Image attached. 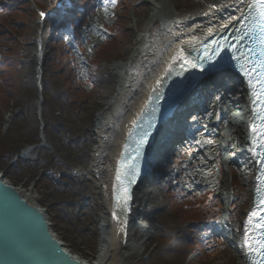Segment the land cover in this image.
I'll list each match as a JSON object with an SVG mask.
<instances>
[{
  "label": "trees",
  "instance_id": "obj_1",
  "mask_svg": "<svg viewBox=\"0 0 264 264\" xmlns=\"http://www.w3.org/2000/svg\"><path fill=\"white\" fill-rule=\"evenodd\" d=\"M20 2L0 0V174L12 185L31 187L52 230L57 229L73 248H87L95 238L94 227L88 225L94 217V200L88 185L72 171L86 162L94 113L110 94L113 81L108 65L124 59L132 48L134 35L125 29L128 12L138 18V26L146 12L139 0H120L115 34L106 43L90 35V26L82 32L86 39L77 33L69 38L72 25L48 16L41 29L38 73L29 60L32 46L28 45L38 31L36 14L27 4L18 6ZM39 2L45 8L55 7V0ZM39 75L41 120L34 107ZM11 108L3 131L4 114ZM30 146L28 154L18 155ZM158 168L166 173L164 182L156 187L155 205L141 218L153 234L133 263L233 264L231 255L215 249L218 200L192 185L184 187L179 178L185 174L182 164L172 171L165 157Z\"/></svg>",
  "mask_w": 264,
  "mask_h": 264
},
{
  "label": "bare ground",
  "instance_id": "obj_2",
  "mask_svg": "<svg viewBox=\"0 0 264 264\" xmlns=\"http://www.w3.org/2000/svg\"><path fill=\"white\" fill-rule=\"evenodd\" d=\"M245 2L246 0H211V2L200 6L199 11L193 12L188 16H177L169 11L171 4L169 0H152L153 13L148 18L147 23L149 25L152 24L151 22H154L156 15L159 14L162 27L156 31L150 40H147L146 35L143 37L141 35L137 38L135 41L136 49L141 60L139 59L140 61L136 63L132 75L126 78L125 81L121 80L123 65L119 64L115 66V72L118 78L115 95L106 104L105 108L107 112L98 114L94 120L95 145L90 168H92L94 174L96 171L101 170L103 176L101 181L99 179H93L92 174L89 176V179L94 182L95 193L99 201L98 209L101 215L97 224V250L92 262L88 263L85 260L69 254L62 248L60 242L54 236L61 252L65 256L67 255V258L73 264H124L131 256H137L142 252V249L139 248L140 240L137 241L133 238L134 228L136 226L135 218L137 215L133 206L129 208L124 218L121 217L118 219L115 216L113 220V214L109 213L113 205V180L122 144L127 137L128 130L138 118L139 112L148 103V97L153 92L158 91L166 75L172 69V66L177 64L179 60L177 57L181 54L184 46L189 45L202 34L211 33L212 30L223 26V24H234L237 17L243 11ZM173 8L175 7L173 6ZM227 79L229 83L226 86H230L229 92L234 93V110L229 119L230 125L228 130L223 131L221 135V154L224 165L221 197L224 203L222 218L225 223L226 208L230 201L229 175L226 169V162L228 161L226 152L231 143L229 142V138L232 133H238L240 146L236 150V153L238 157L240 154L249 155L246 123L250 117V112L247 108L248 98L245 95V86H243L239 79L233 80L231 76H228ZM214 81L216 82L214 85L217 87L221 86L223 89L226 88L222 85L223 82L217 83L216 79ZM214 81L212 79L206 80L208 84ZM201 85L195 87L194 91L199 89ZM200 88L204 89L203 87ZM199 95L202 96L200 93ZM191 111H198V108H194L193 106ZM116 118L119 120L115 125ZM181 119H183V116ZM155 143L151 147L153 149L152 153L157 149V145L154 146ZM104 145L110 147V151L107 148L104 149ZM137 191H139L138 195L141 194L140 189ZM12 192L16 196H20L26 204L34 207L33 204L35 201L31 194L20 191V189L19 191L17 189L12 190ZM34 210L39 218L44 221V217H42L38 208L34 207ZM143 221L145 222V220ZM145 223L147 224V222ZM223 231L228 237V240L241 253V236H236L235 232L227 230L225 227ZM147 232L145 228L142 229V235H146Z\"/></svg>",
  "mask_w": 264,
  "mask_h": 264
},
{
  "label": "rangeland",
  "instance_id": "obj_3",
  "mask_svg": "<svg viewBox=\"0 0 264 264\" xmlns=\"http://www.w3.org/2000/svg\"><path fill=\"white\" fill-rule=\"evenodd\" d=\"M170 1V6H169V11H171L172 13H175L176 15L180 14V15H189V13H192L194 11H198V9L200 8V6H202L205 2H210L211 0H169ZM180 1V2H179ZM26 2H30L29 0H22L21 3L18 5V6H22V4H25ZM140 4L144 6V8H146V13H145V18L144 19H140V25L138 26V24H136V21H138V18L135 17V15H132V13H130V11L128 12L129 14V22L127 24V26L125 27V29H128L130 31H132L133 35H134V39H133V44L131 45L132 46V49L133 50L129 56H126L123 60L124 62H116V63H113V67L111 68V70L113 71V75L114 73H116V69H115V66L116 65H123V74H122V80L125 81L126 78H128L129 76L132 75L133 73V70H134V67L136 66V63L139 62L141 59L139 57V53L136 49V40L138 37H140L142 35V37L144 35H146V38L147 40H150L156 33L157 30H159L160 28V25L161 23H159V14L156 15V18H155V21L154 22H151L152 24H148L147 23V20L148 18L151 16V14L153 13V3H152V0H139ZM177 3H180L182 4L183 6L186 5V9L184 8V10H180V12L178 11H174L173 10V6H176ZM16 4V3H14ZM188 8V9H187ZM24 11V12H27V10L25 9H22L21 12ZM142 16V15H141ZM147 29V30H146ZM140 59V60H139ZM116 75V74H115ZM222 82H225V81H228L227 77H225L224 79L221 80ZM211 87V86H210ZM213 89L214 87H204V91L208 92V95L210 93V95H205L204 93L202 94V96L200 95L199 97L204 100L205 99V102H204V108H209L211 107L212 105V96H214L216 93L217 95H219V98H220V101L219 102H216L215 104H217L218 106L216 107L217 109H222L224 110V119L227 120V127L225 129V131L228 130V127L230 125V116L232 115L233 113V97H232V94L230 92H226L224 90H220L218 89V91H215L213 92ZM229 89V87H228ZM101 112L104 114L105 112H107V109H104V110H101L98 114H101ZM98 114H96L98 116ZM96 116V117H97ZM190 119V115L188 116ZM118 118H120V116H118ZM118 118H116L114 124L116 125V123L118 122ZM194 121H197V122H200L201 120V117L198 115L194 116ZM192 118V119H193ZM223 130V129H222ZM220 130V131H222ZM239 134L236 133L234 135V138L236 139L235 141L238 142L239 141ZM108 142V140H107ZM239 143V142H238ZM108 149V151H110V147H107V145L105 146L104 145V149ZM236 153H231L233 159H235V163L238 164L239 168L240 169V172L242 175H244V179L245 181L243 182V186L244 187H247L248 190L250 188V180H251V175H250V165L246 162V159L244 160L242 157L241 158H235V155ZM104 162H107L106 160H103ZM102 161V162H103ZM75 171H77V176H79L80 179H84L86 180L87 182L90 183V185L92 186L93 188V191L95 193V187H94V182L92 180L89 179V176L90 174H92V177L93 179H96V180H102V176H103V173L101 174V170L100 171H96V173L94 174V171L92 170V168H89L87 165H85V167L83 168H79V169H76ZM95 180V181H96ZM7 181V180H6ZM7 184V183H6ZM13 189H17L19 191H24L28 194H31V196H33L34 200L36 199L35 196L33 195L34 192H33V189L31 188H21L19 185L18 186H15L13 187ZM141 191V194L138 195V192L137 190ZM246 189V188H245ZM133 201H132V206L133 208L136 210V218H135V228H134V239L139 241L140 240V247L139 248H143V245L144 243L150 239V237L152 236V230L151 228L149 227L148 224H146L144 221L142 222L140 220V218L142 217V214L144 211H146L151 205L155 204V201H154V195H153V192L151 193V189L148 187V184L147 182H142L141 184L137 185L136 188L133 190ZM96 194V193H95ZM97 209H98V205H97ZM44 214H42L43 216ZM94 217L92 218V220L89 221L88 225L90 226H93L94 227V232H95V235L94 237L95 238H92L90 244L88 245V247L86 248L85 246H81V247H78V248H73L70 244H68V242H64L65 239H62L61 238V235L59 234L58 230L57 229H54L55 231V234H56V238L62 243V245L64 246L63 248L65 249L66 245L67 244V247L70 248V249H73V250H70V249H66L67 251H70L74 257H78L80 258L81 260H85L86 262L90 263L92 262V259L94 258V255L96 253V250H97V232H98V226H96L98 224V221H99V218L101 217L99 211H95L94 212ZM231 223V222H230ZM223 227H225L227 230H230V231H233V232H238L236 230V228L233 227L232 223H231V226L227 223L223 224L221 229L223 230ZM145 228L148 232L146 235H142V229ZM225 235V234H224ZM225 238H226V241L229 243V246H230V249L232 250V252L234 251V253L238 254L239 256V253L235 247L234 244H232L228 238L226 237L225 235ZM69 252V253H70ZM228 253V252H227ZM132 257V258H131ZM127 262H125L124 264H132L133 263V257L134 256H131ZM237 264H239V260L237 261Z\"/></svg>",
  "mask_w": 264,
  "mask_h": 264
},
{
  "label": "water",
  "instance_id": "obj_4",
  "mask_svg": "<svg viewBox=\"0 0 264 264\" xmlns=\"http://www.w3.org/2000/svg\"><path fill=\"white\" fill-rule=\"evenodd\" d=\"M12 190L0 179V264H73L57 246L45 220Z\"/></svg>",
  "mask_w": 264,
  "mask_h": 264
},
{
  "label": "snow or ice",
  "instance_id": "obj_5",
  "mask_svg": "<svg viewBox=\"0 0 264 264\" xmlns=\"http://www.w3.org/2000/svg\"><path fill=\"white\" fill-rule=\"evenodd\" d=\"M106 2H109V0H106ZM110 3L115 6L116 4V0H110ZM257 3L259 5L260 8V12H259V17H260V24H259V28H260V32L262 34H264V0H257ZM44 13H41V16H44ZM260 43L264 44V35L261 36L260 38ZM260 61H259V67L261 68V73H260V90L259 92L254 91L253 95L256 96L261 105H264V50L261 51L260 53ZM177 59H183L185 61V63H187L191 68H196L197 65L194 63H191L190 61H187L186 58L183 56V53H181ZM203 70V69H201ZM247 75V73H246ZM250 85H251V80L249 81ZM259 119L264 120V110H262ZM253 131L256 132V126L253 125ZM262 138H264V125H261L260 127V131L258 133ZM151 135L150 131H145L141 134V138L137 144V147L135 149V154L136 157L138 158L142 152L141 149L148 143V137ZM257 156L260 158L261 161H264V152H260L257 153ZM122 168H126L127 172H118L117 173V180L120 182L121 185H124L125 180H127L129 177L130 179V183L128 186L123 187L122 190V194H118L117 195V201L118 204H122V206L124 208L128 207V201L131 200V196H130V184L131 183H135V176L138 174L137 169L135 164H128L127 162L123 163ZM261 172L262 174H264V165H262L261 167ZM124 176V179H121V177ZM259 191V189H258ZM261 203H264V201H261ZM264 211V210H262ZM257 213L256 211H253V213L250 214V222L253 216H256ZM260 220V224L259 227L264 228V215L259 217ZM260 248L264 249V243H260Z\"/></svg>",
  "mask_w": 264,
  "mask_h": 264
}]
</instances>
